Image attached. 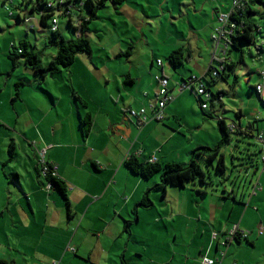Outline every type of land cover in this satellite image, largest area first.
<instances>
[{
  "label": "crops",
  "instance_id": "1",
  "mask_svg": "<svg viewBox=\"0 0 264 264\" xmlns=\"http://www.w3.org/2000/svg\"><path fill=\"white\" fill-rule=\"evenodd\" d=\"M27 2L14 0L17 15L13 17L20 16L21 21L16 17L20 24H24L22 18L30 10ZM170 2L125 0L121 5L107 2L89 24L91 52L77 57L67 78L49 75L43 84H38L36 75L28 81L15 79L17 67L13 68L12 63L11 66L5 63L4 69H0V129L9 132L15 149L17 146L26 154L34 151V146L37 148L36 140L48 143L42 151L37 149L38 158L32 152V156L21 159L14 152L17 155L7 160L8 137L3 134L6 155L0 151V164L14 160L22 168L16 171L21 192L3 193L8 206L0 207V226L2 222L5 237L0 245V258L10 264H202L203 257L220 260L217 264H264V253L257 252L264 244V234L259 233L264 229V216L257 217L247 208L243 210V202L234 203L229 217L217 207L216 199H238L235 189L225 186L224 191L230 196L224 193L220 197L211 190L212 186L197 187L196 183H190L194 189L185 187L175 192L169 186L163 194L161 190H151L159 182L156 176L143 179L124 164L131 154L145 162L156 157L160 163H178L173 161L174 153L167 147L180 133L162 123L182 118L179 96L191 90L182 88L184 80L189 82L191 77L181 75L175 79L167 66L164 63L159 66L157 60H162L160 52L169 56L177 48L185 49L181 41L186 39V20L190 38L205 33L214 40L219 16L230 13L235 0H176L179 3L174 6ZM160 13L162 17L170 15L175 31L170 32L171 26L164 23ZM157 17L159 23L155 25ZM147 28L156 32L155 37L149 35ZM59 29L62 32L60 24ZM10 40L3 50L9 60V54L18 46L14 38ZM205 46L211 55L210 70L218 60L217 50H210L207 42ZM193 47L191 39L187 52L190 59L194 58ZM158 75L170 79L169 91L174 98L163 110V122L151 120L139 126L130 111L146 109L147 115L152 116L151 106L157 103L160 90ZM18 82L25 83L15 101ZM71 89L87 102V107L75 101ZM6 109H10L13 117L9 125L2 121ZM88 113L93 117V125L86 134L82 120ZM247 114L242 109L236 110L241 122ZM149 137L154 139L153 146L146 140ZM200 146L207 145L202 143L194 149ZM57 148L61 149L59 153L54 152ZM69 149L71 158L66 156ZM194 149L188 148L185 155L191 157ZM48 164L57 166V177L68 186L71 217L61 194L43 183L46 177L42 171ZM148 191L152 205L146 208L139 204ZM260 192L255 195L251 192L249 201ZM160 195L173 198H165L161 204ZM24 202L29 210L24 208ZM26 213L31 215V221H27ZM254 219H260L262 225L257 227L258 221L251 224ZM235 224L251 232L252 244L233 240L223 248L221 236L226 241ZM189 229L193 230L191 238L187 236ZM214 233L216 241L212 239Z\"/></svg>",
  "mask_w": 264,
  "mask_h": 264
},
{
  "label": "rangeland",
  "instance_id": "2",
  "mask_svg": "<svg viewBox=\"0 0 264 264\" xmlns=\"http://www.w3.org/2000/svg\"><path fill=\"white\" fill-rule=\"evenodd\" d=\"M20 1V0H19ZM75 1V0H73ZM210 1V0H208ZM225 1V0H224ZM3 0H0V69H4L5 63H7L9 66H11V62L7 56V54H3V50H5V46H7L8 42H11L10 39H15V43L19 45L20 41L27 39L29 42H31L33 45L37 47V50L40 51L43 54L42 62L44 65H47L53 56L57 54V48L47 45L49 36L51 35L49 29H44L43 32H39V28H36V30H30L28 29L25 24H20L17 22L16 17H10L8 12L5 9V5L3 4ZM234 2V0H232ZM174 6L175 4L178 5L179 2L176 3V0H171L170 2ZM18 3H15V6ZM31 5V3H29ZM7 5L16 13V9L10 4L7 3ZM234 6V4H233ZM159 8V6H157ZM166 9V7L164 6ZM254 13L250 15L251 21L254 22L258 28L259 32L257 33V47H250L247 44H242V49H233L232 47L229 48L227 56L230 60L234 61L237 64L236 69V75L230 73L227 76V80L220 79L217 83L212 84L211 89L215 93L217 92H223L221 94V101H216V111L217 115L223 119H225L226 123L229 125L232 121H238L239 118L236 115V110L242 109L244 112L248 113L247 116L242 118V123L245 126L248 122H252L253 119L261 117L264 118V103L259 101L258 99V93L255 92L252 87H255L258 82L261 81V73L264 70V3L252 5L251 6ZM150 9V8H148ZM151 10V9H150ZM73 14L78 19H86V17L90 18V11L88 10V7L86 6V0H77L72 8ZM17 15V14H15ZM14 15V16H15ZM163 13H160V17L163 18L164 23L169 24L171 27V30L175 31L172 21L170 19V15L166 13L165 17H162ZM78 19H75V21H78ZM155 25L159 23V17L155 18ZM50 23V20H48ZM218 27H221L222 23L217 21ZM186 24L187 29H185V37L186 39H183L181 41V45L185 47L187 52H189V43L190 40H193L194 47H193V53L194 58L192 57L190 59V62H186L183 65L178 66L176 69H174L170 63L167 60L168 56H164L162 52H160V55L162 57L163 63L165 66H167L168 70H170V74L175 76V79H180L181 75H185L187 77H195L198 79H201L208 71L210 61H211V55H208L207 53V46H205V42L209 44L210 50H217L216 53V59L214 61L213 67H220L219 62L220 59L224 57L225 50L227 51V48L225 47V42L220 41L218 47L216 48V43L212 36H208L207 34H200L201 37L198 36H192L190 38V35L188 33L189 31V22L186 20L184 22ZM60 27L63 32V35L66 39H74L76 38L75 32L73 31L72 27L70 26V23L68 22L67 18H61L60 19ZM95 26H92L94 28ZM167 28V29H168ZM182 28V27H181ZM166 29V31H167ZM146 31L149 33V35L155 37V31L153 32L152 29H146ZM189 35V36H188ZM219 36L216 33V38ZM155 39V38H154ZM162 50V49H161ZM211 54V53H210ZM169 55V54H168ZM63 72V73H61ZM60 73L57 74L58 78L61 76H66V78L71 73V67L70 68H64L61 70ZM14 74L16 75L15 79H24L28 81V79L32 80L35 77L34 71L26 68L22 61H19L17 69L14 71ZM63 74V75H62ZM65 74V75H64ZM194 75V76H191ZM2 76L0 75V78ZM20 77V78H19ZM189 77V78H190ZM172 78V77H171ZM188 78V79H189ZM190 78V79H191ZM174 78H172L173 80ZM209 80H211L210 77H208ZM237 79V80H236ZM236 80V84L234 85ZM20 81V80H18ZM195 89L197 90L199 88V83H194ZM179 90V89H177ZM178 92V91H177ZM264 97V94H263ZM179 99H181V104H183L184 107L189 108L190 112H186V108H182L181 117L179 120L176 118H171L170 122L162 123L168 128L173 129L174 131H178L180 133L179 137H177L175 140L170 141L167 150L172 151L174 153V160L175 162L181 163V164H189L190 162V154L187 156L185 155V151L188 148L194 149L196 145L204 144L207 145L210 148H214L218 146L220 141L223 138V134L219 131L217 121L215 118L211 117V113L213 112V108L209 104L208 110L203 111L201 109V106L198 102V98L196 95L190 90L185 91L182 95L179 96ZM264 101V98H262ZM194 105V106H193ZM188 110V109H187ZM5 119L2 121L8 124V121L13 123V117L11 114L10 109L5 111ZM187 114V116H185ZM161 124V123H158ZM261 127L264 126V122L259 123ZM200 129V130H198ZM47 133H49L47 131ZM8 137V150L6 149V145L3 143V137L4 135ZM10 133L7 131H3L0 129V151L1 154L5 157V149L7 153V160L11 158V155L9 153L10 144L12 143V138L9 137ZM149 142L150 146L154 145V139L152 137H149L146 139ZM45 141V140H44ZM144 139L141 140L143 142ZM36 147H33V154L36 153V156L38 158V152L37 149L42 151L43 148H46L48 143L43 142L42 140H36ZM260 147L261 144L258 143L256 138L249 137V138H243L236 135L232 136V140L230 144L224 146L221 150V152L225 155V161H226V172L221 173L217 169V162L211 163L206 158L199 159V163L203 167L204 171L207 175V183L213 187L208 188L211 190H214L217 192V194L220 196L224 195V188H228L229 190L235 189L238 193V199L234 200L233 198L228 197H222V199H216L219 206L218 209L224 212L225 217H229L230 209L234 205V203H240L242 204V209L245 210L247 208L249 212H252V214H256L257 217L261 214L264 216V191L259 190L258 197H254L252 200L249 201L250 193L252 192L253 186L256 185L257 181H260V187L264 189V176H261L260 170L262 167V163L260 162ZM32 150V149H31ZM59 150H54L55 153H59ZM249 150V151H248ZM258 152V156H255V163L256 165H250L248 163V156L247 154ZM18 153V157L23 159L24 156H32V152H27L26 154L23 150L17 148L14 149L13 153ZM54 153V154H55ZM17 155V154H16ZM14 154L13 157L16 156ZM66 156L71 158V149L66 150ZM57 157H60L58 155ZM49 159V154H48ZM6 161V160H5ZM5 163V162H4ZM19 162H11L7 165L0 164V207H6L8 206V200L5 199L4 192L7 190H11L12 192L18 194L21 192V186L16 178L17 170L22 168V165L18 164ZM260 163V164H259ZM165 164V163H162ZM259 165V169L257 170ZM159 182H161L160 175H156ZM225 178V179H224ZM262 180V181H261ZM26 180H23V183L26 184ZM45 187L47 186L46 180H44ZM197 185L194 186H201L199 182H196ZM75 186V185H74ZM203 187H207V185H202ZM223 187V188H222ZM172 190H177L175 192L183 191L181 188H175L170 187ZM186 188L189 190L194 189L193 186L190 183H187ZM162 193V192H161ZM189 193V192H188ZM245 194L244 199L241 200L240 198L242 195ZM62 196V195H61ZM175 197H178V195H175ZM221 197V196H220ZM7 198V196H6ZM63 198V197H62ZM165 198H173V196H166ZM165 198H162V195L158 197L159 203H165ZM14 200V198L12 199ZM27 201V200H26ZM251 203V204H250ZM63 204L65 205V200L63 199ZM5 205V206H4ZM24 208L29 210L28 204L24 202ZM216 206V205H215ZM66 207V205H65ZM1 208H0V216H1ZM31 211V210H30ZM31 213V212H30ZM237 213L234 214V217H237ZM241 216V214H240ZM219 217V216H218ZM27 221H31V215L26 213ZM226 220V218H224ZM264 220V219H263ZM239 219H237L235 222H238ZM258 221V222H257ZM257 222V223H256ZM257 227H260L262 224H260L259 220H252L251 224H255ZM260 225V226H259ZM260 229V228H258ZM0 245L4 243V227L1 222L0 226ZM187 236L189 238L193 237V230L189 229ZM225 241V236H221ZM213 241H216L212 235ZM245 244H248L247 242H244ZM223 248H227L226 246H223ZM258 253H264V244H261L258 248Z\"/></svg>",
  "mask_w": 264,
  "mask_h": 264
},
{
  "label": "trees",
  "instance_id": "3",
  "mask_svg": "<svg viewBox=\"0 0 264 264\" xmlns=\"http://www.w3.org/2000/svg\"><path fill=\"white\" fill-rule=\"evenodd\" d=\"M76 1L77 0L75 1L67 0L68 2L67 4H70L72 6ZM107 2H112L116 5L119 4L121 5L125 2V0H86V6L90 11V18L88 19L77 18L78 24L76 25L73 24L72 18L68 19V22L70 23V26L72 27L76 35V38L74 39H66L63 33L60 31V29L57 32H50L51 35L49 36L47 45L56 47L57 54L52 57V59L47 65H44L42 62L43 54L37 50V47L35 45H33L31 42L25 39L20 41L19 45L15 46L12 52L9 54L12 67L16 68L19 61H22L26 68L34 71L35 75L37 76L38 84H43L47 76L56 75L60 73L62 69L70 68L75 63L79 55L87 54L91 52V42L88 37L89 24L96 17L98 11L106 6ZM29 3H31V5ZM261 3H264V0H238V4H236V6L230 12L229 14L230 22L235 24V28L233 29V32L226 34L225 38L223 39L225 43L228 45L227 51L225 50L224 57L222 58V60L218 61L219 66L220 67L222 66L223 68L220 70L218 67L211 66L210 70H208V72L201 79L194 78L193 81H190L191 80L190 79L189 82L188 80L187 81L184 80L185 83L191 86V88L189 89H191V91H194L196 95L197 93L194 87V83L196 82L199 83V87L203 86L210 94L211 98L207 101L202 99L201 96L197 95V97L199 98V104L203 111L209 108V104L213 108V112L211 113L210 116L216 119L218 129L223 134V138L218 144V146L214 148H210L208 146H200L194 149L191 154L190 162L187 165L181 163H173V162L162 164L157 160L155 162H151L150 160H147L145 162L142 161L139 156L134 154H131L127 159H125L124 164L127 167V169L132 173L140 175L143 179L148 180L155 177L156 175H160L161 182L156 184L151 190H157V191L161 190L163 194H165L166 189L169 186L175 188H185L187 183H196V182H199L201 185L208 186L209 184L207 183V175L203 167L199 163V159L206 158L211 163L216 161L218 171L221 173H225L227 169L225 155L221 152V150L224 146L230 144L233 135L243 138L253 137L256 138L258 143L261 144L259 150L260 162L262 163L260 174L261 176H264V174L262 173V168L264 167V163L262 160L264 148H263V144L259 141L260 134L264 133V127H260V128L258 127V124L260 122H264V118L261 117L255 118L254 121L249 122L245 126L243 125L241 120H238L237 122L232 121L228 125L225 119L217 115V111H216L217 108L216 101L217 100L221 101V94L223 92L215 93L211 89L212 84L217 83L218 80L220 79L227 80V76L230 73L234 74L237 78L236 75L237 64L234 61L230 60L227 56L230 47L238 50L242 49V44H247L250 47H257L256 41H257V33L259 32V28L254 22L251 21L250 15L254 13L251 6ZM13 4L12 6L14 7ZM4 5H5V1H4ZM26 5L27 6L30 5V10L28 8L27 13L29 12L30 14H38L44 6V0H35V1L28 0ZM64 17L65 15H61L60 19ZM17 20L21 21L20 16L17 17ZM48 20H49V15L42 16L40 20L41 26L47 28L49 25ZM132 48L133 47L131 46L130 50L126 53L127 55L131 53ZM167 60L170 63V65L174 69H176L178 66L183 65L185 62H188L190 60V54H188L184 48H177L176 50L172 51L169 54ZM215 71H217V73ZM214 73L216 74L214 75ZM262 73H261L260 83L264 82ZM161 76H165V75H161ZM208 77H210L211 80H209ZM236 80L234 85L237 83ZM24 83L25 82H18L16 84L15 97H14L15 101L20 98V89L24 85ZM169 83H170V79H169ZM257 85L255 87H252V89L255 92H257L256 90ZM71 93L75 101H77L84 107H87V102L84 101L74 89H71ZM262 98H264L263 95L258 94L259 101L264 103ZM157 103L155 105H157ZM203 104L207 105L206 109H203L202 107ZM164 119L158 122H163ZM92 125H93V117L91 113H88L86 117L82 120V126L86 134L90 132ZM14 149H15V144L14 142H12L10 144V149H9L11 158H13L14 156L13 153ZM258 154L259 153L256 151L254 153L249 152L247 154L248 163L250 165L252 166L256 165L254 164L255 163L254 157L258 156ZM257 166H258L257 168L258 170L259 165ZM46 180L48 183L52 185L53 189L57 190L62 195L63 199L65 200L67 213L71 217L72 212H71V204L67 194L68 191L67 184L57 176H53L51 172L47 174ZM257 182L259 183V180ZM149 192L150 191L147 192V194L142 199L139 205L144 206L146 208L151 207L152 201L150 199ZM224 192L226 196H230V193L228 191L225 190ZM126 222L128 226L129 221ZM250 233L251 232L249 231V235ZM249 235L246 238H242L240 235H236V238L233 239L238 242L246 241L247 243L252 244L251 242H249ZM222 256L223 257L225 256V252H222ZM0 264H10V263L0 258ZM202 264H203V258H202Z\"/></svg>",
  "mask_w": 264,
  "mask_h": 264
},
{
  "label": "built area",
  "instance_id": "4",
  "mask_svg": "<svg viewBox=\"0 0 264 264\" xmlns=\"http://www.w3.org/2000/svg\"><path fill=\"white\" fill-rule=\"evenodd\" d=\"M5 1V9L8 12L10 16H14V11L7 5V3H10L11 5L14 3V0H4ZM67 0H44V6L41 9V11L38 14H30L29 12H25L24 17L22 18L23 23L25 26L30 30H36V28H39L40 30L49 29L50 32H57L59 30V24H60V16L65 15V18L70 19L72 18L73 24H78V21H75L77 19L72 11L73 5L67 4ZM238 4V0H235L234 7ZM229 14H221L219 16V22L222 23L221 27H218L216 29V33L219 35L216 38H214V41L217 42L216 44L220 43V41H224L225 35L228 33L233 32V29L235 28V24L230 22ZM49 15L48 21V27L44 28L40 24V20L42 16ZM216 36V34H215ZM214 36V37H215ZM225 42V41H224ZM227 44L225 43V47L227 48ZM157 63L159 66H162L163 62L161 59L157 60ZM223 67H219L221 70ZM217 73V71H215ZM214 73V75L216 74ZM263 80H264V71H263ZM195 77L191 78L190 81H193ZM156 81L160 84V90L158 93V103L157 105H152V116H148L146 109H141L139 111L137 110H131L130 115L134 118L138 119L139 126L143 125L144 123L150 121V120H156L161 121L164 119L163 110L166 107V105L173 100V96L169 91V79L165 76L158 75L156 76ZM182 88H191V86L187 83L182 84ZM256 90L258 94L263 95L264 92V82L257 85ZM196 93L198 96H201L202 99L205 101L209 100L211 98L210 94L207 92V90L200 86ZM203 109L207 108L206 104L202 105ZM259 141L263 144L264 148V133H261L259 136ZM45 152L41 153V156L44 157ZM157 159L154 157L151 159V162H155ZM263 163H264V149H263ZM51 172L53 176H57V166L53 164L45 165L43 168L42 173L46 177L47 174ZM262 173L264 174V167L262 168ZM48 189L52 188V185L50 183L47 184ZM260 184L257 182L256 185L253 188V191L251 195H255L258 190H260ZM264 229H260V234H263ZM236 235H240L242 238H246L249 235V231L240 228L238 225H234L231 230L226 235V241L222 242L223 246L228 245V242L233 241V238H236ZM214 239H217V233L213 234ZM224 255V254H223ZM219 260L211 259L208 257H203V264H217ZM52 264H58V262H53Z\"/></svg>",
  "mask_w": 264,
  "mask_h": 264
}]
</instances>
